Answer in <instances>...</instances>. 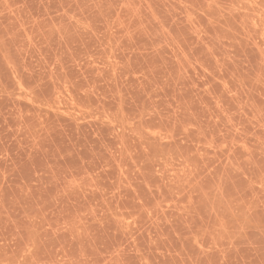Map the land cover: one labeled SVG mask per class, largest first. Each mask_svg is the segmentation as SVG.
Segmentation results:
<instances>
[{
	"label": "rangeland",
	"instance_id": "rangeland-1",
	"mask_svg": "<svg viewBox=\"0 0 264 264\" xmlns=\"http://www.w3.org/2000/svg\"><path fill=\"white\" fill-rule=\"evenodd\" d=\"M0 264H264V0H0Z\"/></svg>",
	"mask_w": 264,
	"mask_h": 264
}]
</instances>
